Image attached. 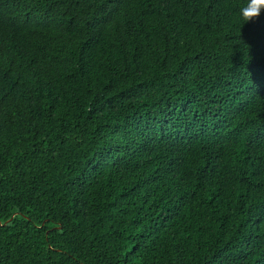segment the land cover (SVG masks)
<instances>
[{
  "label": "trees",
  "instance_id": "obj_1",
  "mask_svg": "<svg viewBox=\"0 0 264 264\" xmlns=\"http://www.w3.org/2000/svg\"><path fill=\"white\" fill-rule=\"evenodd\" d=\"M246 2L0 0V264H264Z\"/></svg>",
  "mask_w": 264,
  "mask_h": 264
},
{
  "label": "clouds",
  "instance_id": "obj_2",
  "mask_svg": "<svg viewBox=\"0 0 264 264\" xmlns=\"http://www.w3.org/2000/svg\"><path fill=\"white\" fill-rule=\"evenodd\" d=\"M262 13H264V0H247L239 10L240 19L245 24L254 21Z\"/></svg>",
  "mask_w": 264,
  "mask_h": 264
}]
</instances>
